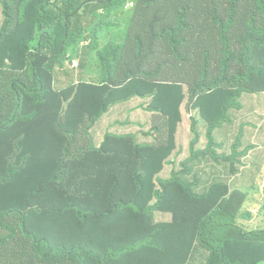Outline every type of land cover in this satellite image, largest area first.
Wrapping results in <instances>:
<instances>
[{
  "label": "trees",
  "instance_id": "obj_1",
  "mask_svg": "<svg viewBox=\"0 0 264 264\" xmlns=\"http://www.w3.org/2000/svg\"><path fill=\"white\" fill-rule=\"evenodd\" d=\"M0 4V264H186L196 246L219 249L221 264H233L235 246L264 260V230L240 228L242 238L214 247L235 231L244 193L223 182L196 192V177H178L207 152L219 158L214 130L243 93L264 91V0ZM163 69L169 80H149ZM185 86L206 107L208 144L193 138L181 172L163 179ZM130 93L151 96L155 141L107 133L96 146L91 130ZM254 135L249 126L236 135L229 161ZM156 212L172 221L155 223ZM237 259L252 264L253 253Z\"/></svg>",
  "mask_w": 264,
  "mask_h": 264
},
{
  "label": "rangeland",
  "instance_id": "obj_2",
  "mask_svg": "<svg viewBox=\"0 0 264 264\" xmlns=\"http://www.w3.org/2000/svg\"><path fill=\"white\" fill-rule=\"evenodd\" d=\"M166 6L170 7V0H165ZM136 7L134 1H130L126 7V10L130 11ZM3 23V15L2 8L0 4V27ZM38 37V36H37ZM52 42V41H51ZM167 44L168 42L164 40ZM34 43V45H36ZM154 64V63H152ZM151 63L148 64V66ZM150 68V67H149ZM76 75L79 74V71H75ZM170 79V70L163 69V71L158 75H153L149 80L155 81H165ZM137 87V85H136ZM190 89L188 86H185V98L182 102V120L179 122L178 126L181 127L180 131H176L175 133V141H176V149L173 151L172 155L168 159V162L165 164L163 171L160 173V177L163 179H169L172 176L174 171L181 172L182 163L187 160L191 156L190 150V142L193 138H196L197 144L196 148L205 149L208 140L206 134V121L202 112L206 109L205 106L201 104L196 105L195 107L191 104V100L189 99ZM251 98L252 93H248ZM139 98L141 99L139 101ZM136 99V102L134 100ZM252 100L258 102H264V97L260 99ZM146 105L144 104V101ZM151 101V96H139L134 93H130L129 97L125 98L123 101L117 103L113 106L114 111L109 110L108 113L96 124V126L91 130V133L94 137L93 141L96 146H100L103 142L104 137L107 133H113L117 135H131L136 137L135 143H153L154 137L152 136L149 129H152L154 124V116L155 123L156 117L158 116V111L151 110L149 108H153L154 105L148 107L149 102ZM240 102L242 104V108H231L228 111V114L225 117V121L222 122V125L217 127L214 130V137L216 142L220 140L229 139V143L225 142L223 147L216 149L218 153H220L219 158L217 155L213 156V153L207 152V155L200 157L198 160H194L187 164V167L191 169V173H179L178 177H181L183 180L188 182H193V178L199 181V184L195 187V191L198 192L200 186L204 189L208 190L212 185L218 184L222 181L223 171L219 172L218 168L230 167V164L227 162L229 158L227 156H232L234 154V139L236 137V133L239 134L243 131V129L249 126L253 129V132L256 129H259L260 123L264 119V116H261L260 122H254L251 117L250 105L249 101H247L246 97L241 95ZM264 112V106H262L259 110V113L262 114ZM153 115L151 116V114ZM216 113V112H214ZM194 120L198 121V126L193 125ZM195 127V129H193ZM238 128V132H237ZM154 131V130H153ZM264 131V127L262 132ZM197 132V134H196ZM221 145V144H219ZM238 146H236L237 148ZM179 151L177 156H174V153ZM213 152H216L214 148ZM233 151V154H231ZM235 151L239 152V149ZM225 154V155H224ZM237 156V155H236ZM235 156V157H236ZM217 159V160H216ZM232 159V158H230ZM225 169V168H223ZM234 174H229L224 180L227 181V184L234 191H240L236 188V181L234 180ZM264 180V177H263ZM241 192V191H240ZM242 193V192H241ZM245 195V194H243ZM239 198V195H236ZM155 223H168L172 221V214L165 212H156L154 215ZM231 225L234 227L235 231L232 232L231 238L239 239L240 233L239 229L243 228L241 223L237 218L231 220ZM220 243L217 240L215 244V248H220ZM208 257V253H205L204 258L200 261L203 263ZM230 260V259H229ZM233 264H239L237 260H230ZM186 264H195L193 260H189Z\"/></svg>",
  "mask_w": 264,
  "mask_h": 264
},
{
  "label": "crops",
  "instance_id": "obj_3",
  "mask_svg": "<svg viewBox=\"0 0 264 264\" xmlns=\"http://www.w3.org/2000/svg\"><path fill=\"white\" fill-rule=\"evenodd\" d=\"M90 80H94V78ZM248 93L250 92H245L242 94V96L246 97L247 101H249L251 117L253 118L254 122L259 123L261 116H264V112L262 114L259 113L260 108L264 106V102L263 101L258 102V101L252 100L251 98L253 99L263 98L264 92L263 93H252L251 98L249 97ZM4 95H8V94H4ZM140 100L141 99L139 98V101ZM143 101H144V104L146 105L145 100ZM134 102H136V99L134 100ZM113 106L110 108V110L112 109V111H114ZM152 115L153 113L151 114V116ZM263 127H264V119L262 120V123H260L259 129L258 130L256 129L255 131L254 140L251 143L243 144L239 148V152H242L243 150H247L246 152H244V157H243V162H244L245 167L243 168L239 167V160H238L239 157L235 158L234 163L233 161H227L230 164V167L228 168L229 171L223 174V178L221 181L227 184V181L224 179L227 176H229V174L236 173L234 176V180L236 181V188L237 190L239 189L241 192L245 193L247 197L241 217L239 218V222L245 228L246 231L251 232V233L264 230V180H263V177H264V131L262 132ZM177 130L180 131L181 133L180 126L177 127L176 131ZM149 132H150V129H149ZM237 132H238V128H237ZM151 134L154 137V141H155L156 134L154 133V131H152ZM229 141H230L229 139L220 140L217 143L221 145L217 146L216 148L219 149L223 147V144L225 142L229 143ZM234 143H235V139H234ZM234 143H230V144H233L232 147L234 146ZM251 145H253L252 148H250ZM178 154H179V151H176L174 153V156H177ZM231 154H233V151ZM217 170L219 172L221 171L224 172L223 168H218ZM229 188L232 190L230 186ZM204 190L205 189L202 186H200L199 191H204ZM213 238L216 241L218 240L220 244H222L220 241L224 239H227V238L234 239L231 237H226L222 234L215 235ZM240 238L242 237L239 236V239ZM215 244L216 242H214V245ZM196 247H199L202 249L199 255V258L191 259V257H189L187 262L189 260H193L195 264H221L218 259L221 256V252H219V249H207L202 246H196ZM250 252L253 253L252 264H264V260L261 262L260 261L258 262V259L261 256V251L259 249H255L254 247H251V246H237V247L235 246L233 247V249H229L230 255L234 257L235 260H237L238 262L239 260L237 258L239 256L245 257ZM205 253H208V257L203 263H200V261L204 258Z\"/></svg>",
  "mask_w": 264,
  "mask_h": 264
},
{
  "label": "clouds",
  "instance_id": "obj_4",
  "mask_svg": "<svg viewBox=\"0 0 264 264\" xmlns=\"http://www.w3.org/2000/svg\"><path fill=\"white\" fill-rule=\"evenodd\" d=\"M88 82H94V80H89ZM264 91H261V92H252V93H263ZM247 150H243V155L242 156H239V167L240 168H243L245 167L244 165V162H243V157H244V152H246ZM238 158V157H237ZM243 193V192H242ZM245 194V193H244ZM246 195V194H245Z\"/></svg>",
  "mask_w": 264,
  "mask_h": 264
}]
</instances>
